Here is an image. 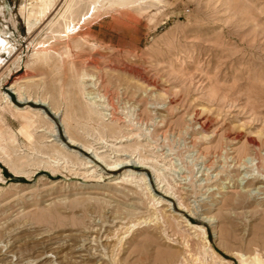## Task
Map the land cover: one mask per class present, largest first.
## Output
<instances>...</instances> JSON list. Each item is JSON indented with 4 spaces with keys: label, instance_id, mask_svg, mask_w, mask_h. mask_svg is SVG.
Wrapping results in <instances>:
<instances>
[{
    "label": "rangeland",
    "instance_id": "1",
    "mask_svg": "<svg viewBox=\"0 0 264 264\" xmlns=\"http://www.w3.org/2000/svg\"><path fill=\"white\" fill-rule=\"evenodd\" d=\"M76 1L0 0V264H264V0Z\"/></svg>",
    "mask_w": 264,
    "mask_h": 264
},
{
    "label": "bare ground",
    "instance_id": "2",
    "mask_svg": "<svg viewBox=\"0 0 264 264\" xmlns=\"http://www.w3.org/2000/svg\"><path fill=\"white\" fill-rule=\"evenodd\" d=\"M75 1L76 0H67V2H66V6L67 7H64V8H66L65 9V11L62 13V15H61V17H63V19H64V23H63V25H62V27H61V29L62 30H60L61 32H60V34H62L63 36L62 37H67L68 38V36L70 35V33L72 34V31L74 32V30H73V28L74 27H76L75 25L77 24V23H75L76 21V12H77V10H76V8L77 7H75ZM79 1V0H78ZM99 0H90V8L88 9L89 10V12L88 13H86L87 15H91L92 13L94 14L95 13V11H96V8L98 7L97 5V3H99L98 2ZM112 1V0H111ZM116 1V0H115ZM126 1V0H125ZM56 2H57V0H37V4L34 6V8H32L31 9V11H29L28 12V14H27V17H28V19L29 20H31V19H33V22H37V21H40V20H42L46 15H47V13L49 12V11H51V9L53 8V7H55L54 5L56 4ZM65 2V1H64ZM77 2V1H76ZM106 2V1H105ZM118 2V1H117ZM116 2V3H117ZM121 2V1H120ZM123 3H124V1H122ZM121 2V3H122ZM104 3V2H103ZM107 3V2H106ZM77 4H80V3H76V5ZM117 4H119V3H117ZM97 6V7H96ZM107 6H109V5H107ZM120 6V5H119ZM100 7V6H99ZM102 7V6H101ZM103 7H104V5H103ZM111 8V7H110ZM109 8V9H110ZM115 9H116V7H114ZM63 9V8H62ZM78 9V8H77ZM99 10V9H98ZM86 11V10H85ZM100 11V10H99ZM97 12V11H96ZM97 14V13H96ZM87 15H84L83 16V20L82 21H85V20H87V18L89 17H86ZM95 16V15H94ZM93 16V17H94ZM76 18V19H75ZM92 18V17H91ZM81 20V19H80ZM81 24H83L82 22H80ZM78 25V24H77ZM85 25V24H84ZM79 27V26H78ZM82 27V26H81ZM77 29V28H76ZM78 30V29H77ZM76 30V31H77ZM60 34H58V36L60 35ZM61 37V36H60ZM55 38V37H54ZM45 44V43H44ZM47 47V46H46ZM45 47V48H46ZM47 49V48H46ZM0 50H3V51H10L11 49H10V47L8 46V40H5V39H3L2 37L0 38ZM48 51V50H47ZM41 52H44V50L43 51H41ZM87 75V74H86ZM84 77V76H83ZM81 83L82 84H84V87H86L87 88V86H88V84H86L84 81H81ZM90 87H92L93 89H95L96 91H88L87 90V92H86V98H87V100L91 103V104H93L95 107H97L99 110H101V111H107V108H109V106L107 105V101H105V98L106 97H104L103 95H101L100 94V92H98L97 91V89H98V87H97V83H96V81L95 82H91V84H90ZM19 92V91H18ZM22 96H20V98H21ZM9 98V97H8ZM23 99V98H22ZM109 104V103H108ZM11 105V104H10ZM112 105V104H111ZM17 107H20V106H18V105H16ZM22 108V107H21ZM33 108V107H32ZM15 109H17V108H15ZM28 109V108H27ZM24 111V110H23ZM27 111H30V109H28ZM31 112V111H30ZM54 113H55V115L56 116H59L60 114H59V110H55L54 109V111H53ZM110 112V111H109ZM25 113V112H24ZM103 114H105V113H103ZM22 116H24V115H22ZM28 116V115H27ZM25 118H26V116H25ZM0 120L2 121V122H4V124L3 125H5V119L3 118V117H0ZM26 121H27V123H26V125L29 127H31L34 123H33V120H32V118L30 117V118H28L27 117V119H26ZM65 123V122H64ZM1 124V123H0ZM66 124V123H65ZM23 126V125H22ZM27 126H26V128H27ZM203 126V125H202ZM1 127V126H0ZM4 127H6V126H4ZM25 127V126H24ZM3 128V127H2ZM1 129V128H0ZM26 130V129H25ZM1 131H3L4 133H5V129L4 130H1ZM9 131V130H8ZM3 132H1V137H3L2 139L4 140V139H6V138H10L11 136L8 134L9 132H7V130H6V132H7V134H4ZM55 132V131H54ZM65 132L66 133H68L67 132V128L65 127ZM57 135V134H56ZM0 137V138H1ZM1 142V141H0ZM3 142V141H2ZM5 142V141H4ZM73 143H74V141H73ZM72 143V144H73ZM3 148V147H2ZM3 150H4V148H3ZM4 152L6 153V151L4 150ZM130 160V159H129ZM118 162V161H117ZM116 163V162H115ZM122 163H124V162H122ZM118 164V163H117ZM120 164V163H119ZM114 166V165H113ZM116 166V165H115ZM120 166V165H119ZM117 167V166H116ZM130 172V171H129ZM1 173V172H0ZM0 179H2V176L0 175ZM4 179V178H3ZM2 179V180H3ZM263 181V178L262 179H260V181ZM170 193V192H169ZM171 194V193H170ZM219 204H220V201H219ZM183 205L181 204V207H182ZM206 218H208V217H206ZM205 218V219H206ZM208 220L209 221H211L212 223H215V222H217V219L215 218V216H211V217H209L208 218ZM198 227V226H197ZM216 227H218L217 225H216ZM204 229V228H203ZM219 230H221V229H219ZM221 232V231H220ZM219 235H221V234H219ZM213 253V252H212ZM214 253L215 254H217L215 251H214ZM222 260H224V259H222Z\"/></svg>",
    "mask_w": 264,
    "mask_h": 264
}]
</instances>
